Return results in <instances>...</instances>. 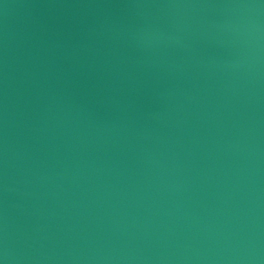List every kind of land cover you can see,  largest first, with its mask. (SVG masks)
Wrapping results in <instances>:
<instances>
[{
  "label": "water",
  "instance_id": "95a60500",
  "mask_svg": "<svg viewBox=\"0 0 264 264\" xmlns=\"http://www.w3.org/2000/svg\"><path fill=\"white\" fill-rule=\"evenodd\" d=\"M2 264H264V0H0Z\"/></svg>",
  "mask_w": 264,
  "mask_h": 264
},
{
  "label": "clouds",
  "instance_id": "9594fccd",
  "mask_svg": "<svg viewBox=\"0 0 264 264\" xmlns=\"http://www.w3.org/2000/svg\"><path fill=\"white\" fill-rule=\"evenodd\" d=\"M0 264H2V262H0Z\"/></svg>",
  "mask_w": 264,
  "mask_h": 264
}]
</instances>
